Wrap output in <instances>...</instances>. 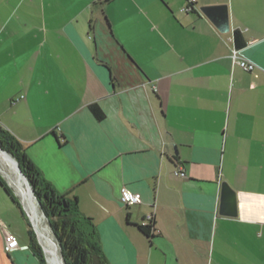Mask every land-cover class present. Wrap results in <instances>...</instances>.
Returning <instances> with one entry per match:
<instances>
[{
    "label": "crops",
    "instance_id": "0c3cea01",
    "mask_svg": "<svg viewBox=\"0 0 264 264\" xmlns=\"http://www.w3.org/2000/svg\"><path fill=\"white\" fill-rule=\"evenodd\" d=\"M187 3L0 0V127L77 198L109 264H264V0ZM213 5L226 34L199 12ZM234 31L252 72L230 60ZM222 182L233 218L218 214ZM123 187L141 203L126 207ZM21 219L0 185V264H39Z\"/></svg>",
    "mask_w": 264,
    "mask_h": 264
},
{
    "label": "trees",
    "instance_id": "16d2710c",
    "mask_svg": "<svg viewBox=\"0 0 264 264\" xmlns=\"http://www.w3.org/2000/svg\"><path fill=\"white\" fill-rule=\"evenodd\" d=\"M111 0H105L109 2ZM233 42L236 49L244 47V40L238 31L233 32ZM89 110L94 118L101 121L104 114L96 104H91ZM0 148L9 153L19 164L23 174L31 183L34 195L39 200L41 210L53 232L65 264H109L101 249V242L95 224L91 218L84 216L78 206L77 198L69 194H57L50 185L41 178L37 170L28 161L25 150L17 139L0 127ZM0 185L11 201L18 206L14 196L8 191L6 184L0 178ZM22 217L27 227L28 248L37 258L39 264H45L41 247L37 244L34 231ZM155 225V223H153ZM147 238L152 237V226L136 225Z\"/></svg>",
    "mask_w": 264,
    "mask_h": 264
},
{
    "label": "bare ground",
    "instance_id": "6f19581e",
    "mask_svg": "<svg viewBox=\"0 0 264 264\" xmlns=\"http://www.w3.org/2000/svg\"><path fill=\"white\" fill-rule=\"evenodd\" d=\"M5 159L9 161L12 166H10ZM0 172L3 174L2 176L5 177L9 185L15 189L16 195L31 206L33 225L31 220L29 221L37 232L38 239L42 245V252L46 257V264H63L57 243L55 242L51 233V229H49L48 225L44 221V218L39 214V210L37 209L39 206L35 201L34 193L32 194L30 192L29 188L25 184L24 179L17 173L14 163L3 154L0 155ZM32 200L35 201L36 204ZM35 205H37V207Z\"/></svg>",
    "mask_w": 264,
    "mask_h": 264
},
{
    "label": "water",
    "instance_id": "95a60500",
    "mask_svg": "<svg viewBox=\"0 0 264 264\" xmlns=\"http://www.w3.org/2000/svg\"><path fill=\"white\" fill-rule=\"evenodd\" d=\"M199 12L209 20V22L216 28V30L221 34H226L230 31V23H229V13L227 5H213V6H203L199 8ZM0 153L3 154L5 157L9 158L15 165L17 173L24 179L26 186L29 188L30 192L33 194L34 189L29 182V180L23 174L18 162L7 152L0 148ZM35 201L40 208L42 216L46 219L45 215L43 214L40 206L39 200L35 197ZM23 214H25V209L22 207ZM218 214L220 216H226L233 218L236 216V197L235 192L229 187V185L225 182H222L220 185V203H219V211ZM47 220V219H46ZM50 227V226H49ZM34 231L37 244H39L37 239V232L32 227ZM51 229V228H50ZM54 236V234H53ZM55 238V236H54ZM59 253H60V246L58 245ZM61 260L63 261V257L60 253Z\"/></svg>",
    "mask_w": 264,
    "mask_h": 264
},
{
    "label": "built area",
    "instance_id": "2783aa9c",
    "mask_svg": "<svg viewBox=\"0 0 264 264\" xmlns=\"http://www.w3.org/2000/svg\"><path fill=\"white\" fill-rule=\"evenodd\" d=\"M105 1V0H100ZM195 3V0H188V3L181 9V12L184 14L192 13L195 8L193 7V4ZM230 60L233 65L238 66L241 70L244 72H252L256 67L255 65L246 60L241 55V50L236 49L235 47L232 49L230 54ZM24 96H19L15 101H13V104L21 99H23ZM175 176L184 177V174L181 170L174 173ZM120 200L126 207H132L139 205L141 203V196L138 193H133L127 188H121L120 189ZM155 223L154 220V214L150 213L147 216H145L139 225L141 226H152V234L155 233ZM19 249V243L16 237L11 235L9 232H6V242L4 244V252L9 254L15 250Z\"/></svg>",
    "mask_w": 264,
    "mask_h": 264
},
{
    "label": "rangeland",
    "instance_id": "374dc122",
    "mask_svg": "<svg viewBox=\"0 0 264 264\" xmlns=\"http://www.w3.org/2000/svg\"><path fill=\"white\" fill-rule=\"evenodd\" d=\"M1 155V154H0ZM6 160V159H5ZM7 161V160H6ZM7 163L10 165V166H12L10 163H9V161H7ZM3 174H1V172H0V178L2 179V181L6 184V187H7V189H8V191H10V193L14 196V198L16 199V201H17V203H18V208L20 209V211L22 210V207L23 208H25V211H26V213L24 214L25 215V219H26V222L27 223H29V225H30V227H31V223H32V225H33V216L31 215V206L30 205H28L25 201H23L20 197H18L17 195H16V192H15V189L12 187V186H10L9 185V183L7 182V180L5 179V177H3L2 176ZM21 177V176H20ZM33 201V200H32ZM34 203H35V201H33ZM23 204V205H22ZM36 204V203H35ZM36 207H37V205H35ZM38 210H39V214H40V216H42V214H41V211H40V208L38 207L37 208ZM23 212V211H22ZM43 217V216H42ZM44 218V217H43ZM29 220H31V223H30V221ZM44 221H45V223L48 225V227H49V224H48V222H47V220L44 218ZM20 225H21V231H22V238H23V240H28L27 239V233H26V225H25V221L23 220V219H21L20 221ZM34 227V226H33ZM49 229H50V227H49ZM31 230L33 231V229L31 228ZM51 233H52V235H53V232L51 231ZM53 238H54V236H53ZM37 239H38V236H37ZM54 240H55V242L57 243V241H56V239L54 238ZM38 242H39V246L41 247V250H42V245L40 244V241H39V239H38ZM57 246H58V244H57ZM59 249V248H58ZM43 253V252H42ZM60 254V253H59ZM43 256H44V260H45V255L43 254ZM45 264H46V262H45Z\"/></svg>",
    "mask_w": 264,
    "mask_h": 264
}]
</instances>
